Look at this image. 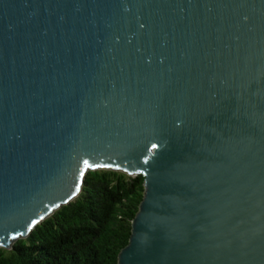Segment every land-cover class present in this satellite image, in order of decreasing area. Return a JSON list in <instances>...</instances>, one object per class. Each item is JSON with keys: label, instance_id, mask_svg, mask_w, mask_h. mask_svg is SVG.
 Masks as SVG:
<instances>
[{"label": "water", "instance_id": "water-1", "mask_svg": "<svg viewBox=\"0 0 264 264\" xmlns=\"http://www.w3.org/2000/svg\"><path fill=\"white\" fill-rule=\"evenodd\" d=\"M101 169L118 264H264V0H0V247Z\"/></svg>", "mask_w": 264, "mask_h": 264}, {"label": "trees", "instance_id": "trees-1", "mask_svg": "<svg viewBox=\"0 0 264 264\" xmlns=\"http://www.w3.org/2000/svg\"><path fill=\"white\" fill-rule=\"evenodd\" d=\"M145 192L143 175L91 170L74 201L12 249L0 247V264H118Z\"/></svg>", "mask_w": 264, "mask_h": 264}, {"label": "snow or ice", "instance_id": "snow-or-ice-1", "mask_svg": "<svg viewBox=\"0 0 264 264\" xmlns=\"http://www.w3.org/2000/svg\"><path fill=\"white\" fill-rule=\"evenodd\" d=\"M153 147H156V145H154ZM85 163H87V161H85Z\"/></svg>", "mask_w": 264, "mask_h": 264}]
</instances>
